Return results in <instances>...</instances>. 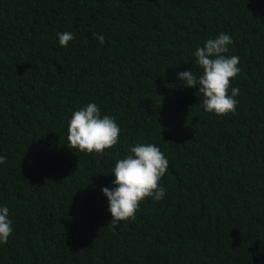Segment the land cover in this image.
<instances>
[{
  "label": "trees",
  "instance_id": "obj_1",
  "mask_svg": "<svg viewBox=\"0 0 264 264\" xmlns=\"http://www.w3.org/2000/svg\"><path fill=\"white\" fill-rule=\"evenodd\" d=\"M221 32L241 69L227 116L178 78ZM89 103L121 129L102 156L68 147ZM140 143L167 158L166 195L113 231L102 188ZM0 155V264H264V0H0Z\"/></svg>",
  "mask_w": 264,
  "mask_h": 264
},
{
  "label": "clouds",
  "instance_id": "obj_2",
  "mask_svg": "<svg viewBox=\"0 0 264 264\" xmlns=\"http://www.w3.org/2000/svg\"><path fill=\"white\" fill-rule=\"evenodd\" d=\"M94 35L100 44L105 43L104 36ZM57 36L62 47H67L75 39L71 32H60ZM232 43V37L224 32L207 39L194 52L202 74L197 76L193 71L178 73L185 87L199 88L196 94L203 97V109L217 116L235 115L239 103L236 97L240 89L232 87V80L241 71L238 66L240 61L236 55H227ZM120 132V126L113 116L102 115L95 103H89L71 115L67 129L68 147L102 156L119 143ZM128 153L118 159L112 169L115 176L113 187L102 188L112 216L107 226L113 231L122 221H135L143 201L151 198L158 202L166 195L160 181L168 170L169 162L161 149L153 143H140L129 146ZM6 162L7 158L0 155V164ZM9 217V208L0 206V244H7L13 234Z\"/></svg>",
  "mask_w": 264,
  "mask_h": 264
}]
</instances>
